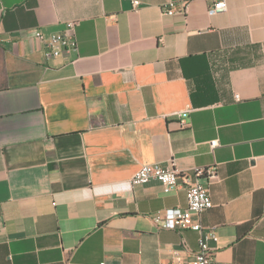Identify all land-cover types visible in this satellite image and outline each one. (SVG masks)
<instances>
[{"label": "crops", "instance_id": "crops-1", "mask_svg": "<svg viewBox=\"0 0 264 264\" xmlns=\"http://www.w3.org/2000/svg\"><path fill=\"white\" fill-rule=\"evenodd\" d=\"M138 1L0 0V264L191 259L200 234L154 219L186 190L131 186L145 164L216 167L210 264H264V0ZM69 22L78 50L46 59L34 31Z\"/></svg>", "mask_w": 264, "mask_h": 264}, {"label": "built area", "instance_id": "built-area-1", "mask_svg": "<svg viewBox=\"0 0 264 264\" xmlns=\"http://www.w3.org/2000/svg\"><path fill=\"white\" fill-rule=\"evenodd\" d=\"M212 5L208 13L212 16L223 13L227 10L226 0H209ZM140 2L134 0V8H138ZM189 2L171 1L163 6V14L173 16L181 14L187 16ZM77 23L69 22L62 34L45 36L40 30L34 31L36 40L45 47V57L48 60L61 57L70 58L72 53L78 50ZM240 100L239 96H236ZM189 112H181V125L187 126ZM212 147L219 145L218 141L212 142ZM217 168H195L192 172H179L173 165L163 166L161 164H145L139 168L131 179V186L148 184L152 181H158L163 186L166 194L183 187L187 194V207L185 209L175 208L170 211L166 218L156 216L154 219L164 229H186L193 230L200 234L199 248L193 253L191 259L178 262L176 264H210L214 254L211 251L209 242L217 241L218 237L213 230H206L197 220L203 212L214 207L210 194V186L217 179ZM205 180V183L201 181Z\"/></svg>", "mask_w": 264, "mask_h": 264}]
</instances>
